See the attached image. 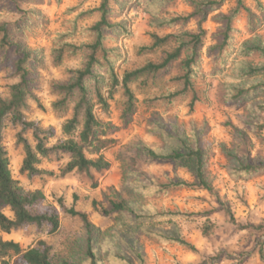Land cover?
<instances>
[{
  "label": "rangeland",
  "instance_id": "rangeland-1",
  "mask_svg": "<svg viewBox=\"0 0 264 264\" xmlns=\"http://www.w3.org/2000/svg\"><path fill=\"white\" fill-rule=\"evenodd\" d=\"M101 0H0V23L7 22L13 41L18 42L22 50L37 51L39 56L37 81L28 94L26 115L29 120L39 122L42 128L54 129L48 137L47 145L65 141L69 137L64 133V123L71 117L72 111H56L52 103L61 95L53 88L54 82H67L73 70L80 68L85 60L84 51L76 55L66 53L63 61L55 60L56 49L64 41L76 45L89 43L93 36L86 28L99 20L96 8ZM264 3V0H261ZM17 4L26 13L17 11ZM246 6L257 15L254 0H245ZM237 5V0H227L218 11L212 12L204 21L199 15L174 26L162 22L175 16H186L194 7L191 0H114L111 3L110 21L124 22L128 32L114 34L106 31V47H119L122 59L118 63L119 73L145 64L147 61L158 62L166 51L172 50L178 41L159 45L154 50L153 34L197 33L200 27L207 35L201 50V65L194 79L198 100L190 108L192 94L178 97L172 103L156 100L169 91L182 88L174 81L181 73L179 62L155 79H140L132 83V90L137 97L136 112L132 121L124 124L122 114L125 107V95L117 89L109 99V107L103 110L98 107V118L110 127L107 137L115 143L103 150L110 162L108 169L91 168L89 172L77 171L61 176L60 169L70 159L68 153H53L49 157H40L38 168L53 172V175L38 174L28 176L22 173L25 150L17 141L19 126L9 119L5 121L4 140L10 168L14 178L27 190H40L45 199L33 207L35 212H43L51 207L60 211L61 226L54 234L48 233V227L28 224L9 233L0 235L13 239L21 244L24 250L37 246L45 240L52 247L54 264H87V238L93 237V246L98 250L99 258L110 264L108 255L118 252V240L114 239L115 229H122L129 214L103 216L95 210L93 201L104 199V193L117 190L121 196L131 200L132 189L127 184L129 174L149 177L159 183L183 178L192 181L189 170L176 167L171 163L150 161L139 151V145H160L162 143L159 128L170 130L177 125L179 130L190 132L193 126L206 129L201 132L199 142L209 155L208 172L223 202L232 209L234 216L247 229H240L226 215L215 195L205 189L179 187L148 198V202L158 208L178 209L184 212H205L214 210L208 217L197 215L178 219L184 237L190 241L195 250H189L177 243H163L137 232L145 254V264H199L209 257L222 253L220 260L209 264H235L246 258L241 264H264L261 260L260 247L264 241V172L233 177L230 175L225 148L246 162L259 164L264 162V130L253 132L246 127L245 120L249 115L247 105L232 104L225 99L221 76L213 73V59L208 54L209 47L217 41L216 33L221 30L222 22L217 19L220 13L228 14ZM235 42L239 44L250 37L248 11L242 9L234 19ZM264 33V26L261 27ZM188 54V51H186ZM18 81L14 75L13 64L0 62V94L9 95L10 86ZM264 97V96H263ZM264 119V113L259 114ZM35 145L31 132L25 134ZM78 138V134L74 136ZM89 157L94 155L87 152ZM77 210L85 211L91 221L87 226L78 216L65 213L59 206L58 199ZM12 216V213L6 210ZM207 218L216 227L214 233L206 236L202 227ZM110 237L112 245L106 243ZM129 239L132 238L129 236ZM249 254V257H248ZM1 264V262H0ZM12 264H23L21 255L13 258ZM133 264H140L134 260Z\"/></svg>",
  "mask_w": 264,
  "mask_h": 264
},
{
  "label": "trees",
  "instance_id": "trees-1",
  "mask_svg": "<svg viewBox=\"0 0 264 264\" xmlns=\"http://www.w3.org/2000/svg\"><path fill=\"white\" fill-rule=\"evenodd\" d=\"M114 0H101L96 10L100 18L93 25L86 28L93 40L89 43L76 45L69 41L60 43L57 48L55 60L63 61L66 53L76 55L81 51L85 53V60L80 68L73 70L72 77L67 82H54L53 88L59 98L52 103L56 111H69L71 117L64 123V133L69 137L65 141L47 145L46 141L54 132L52 127L42 128L39 122L29 120L26 115L28 108V94L37 81V64L39 56L37 51L22 50L18 42L13 41L9 33L7 22L0 23V62L13 64L14 75L18 81L11 84L9 95L0 94V230L9 233L25 227L28 224L47 226L48 233L54 234L61 226L60 211L51 207L43 212L33 211V207L45 199L40 190L30 191L25 189L13 177L10 168V159L4 140L5 121L9 119L21 129L17 133V141L25 150V157L20 168L28 176L38 174L53 175L38 168L40 157H49L53 153H68L69 161L60 169V175L65 176L74 170L89 172L91 168L97 170L108 169L110 162L103 154V150L115 143L107 137L110 127L103 123L97 116L96 110L101 107L108 109V100L113 98L117 89H122L125 95V107L122 114L124 124L132 121L136 112L137 97L132 90V83L140 79H155L161 73L168 71L175 62H179L181 73L174 77V81L182 84V88L169 91L156 100L166 103L174 102L178 97L188 93L192 94L190 108L198 100L194 79L201 65V50L207 32L200 27L197 33L167 34L159 36L153 34V45L149 50L156 49L159 45L170 41H178L172 50L166 51L158 62L147 61L145 64L119 73L117 65L122 59L119 47H106V31L114 34L127 33L128 27L124 22L110 21L112 13L111 3ZM227 0H191L194 10L186 16H175L162 22L163 25L174 26L178 22H186L191 17L199 15L204 21L215 11L220 10ZM259 12L249 10L245 0H237V5L228 14L220 13L217 19L222 22L221 30L216 33L217 41L209 47L208 54L213 59V73L222 78V86L226 93L225 99L232 104L247 105L250 111L245 120L246 127L253 132L264 130V119L259 120V114L264 113V3L254 0ZM17 11L23 13V8L17 4ZM248 11V25L251 30L250 37L239 44L235 42L234 19L242 10ZM188 51V54H186ZM202 128L193 126L190 132L179 130L178 126L166 130L159 128L162 143L148 145L141 143L139 151L146 155L150 161L171 163L176 167L189 170L193 176L192 181L183 178L159 183L149 177L143 178L138 174H129L127 184L132 189L131 200H127L113 189L104 193V199L94 200L93 206L103 216L116 214L129 218L124 222L122 229H115V238L118 240L120 251H111L108 255L110 264H133L134 260L145 264V254L136 233H143L158 242L177 243L194 251L195 246L188 241L178 224V219L190 218L197 215L208 217L214 210L205 212H184L178 209L158 208L149 203L148 198L159 194H166L169 190L179 187L205 189L216 196L217 202L229 217V220L240 229H247L237 222L231 207L223 202L216 190L208 172L209 155L200 142L199 136ZM31 132L33 145L25 136ZM78 134V138H74ZM229 159L228 169L233 177H245L264 172V162L252 164L244 158L236 156L225 148ZM87 152L94 155L89 157ZM62 210L72 216H78L89 228L91 221L85 211L77 210L74 206H67L61 198L58 199ZM12 213V216L6 213ZM215 223L207 218L203 224V234L208 236L215 231ZM129 236L132 240L129 239ZM107 245L111 246V238H106ZM260 255L264 263V241H261ZM87 264H105L99 258L98 250L93 246V237L87 238ZM21 255L23 264H54L52 247L40 240L37 246L24 250L21 244L13 239H5L0 235V262L12 264L13 258ZM222 253L207 258L199 264H209L220 260ZM249 257V254H248ZM246 258L235 264H241ZM64 264H71L64 262Z\"/></svg>",
  "mask_w": 264,
  "mask_h": 264
}]
</instances>
